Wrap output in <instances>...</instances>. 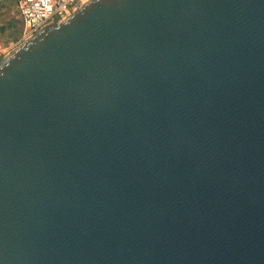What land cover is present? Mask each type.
Returning a JSON list of instances; mask_svg holds the SVG:
<instances>
[{
	"label": "water",
	"instance_id": "obj_1",
	"mask_svg": "<svg viewBox=\"0 0 264 264\" xmlns=\"http://www.w3.org/2000/svg\"><path fill=\"white\" fill-rule=\"evenodd\" d=\"M0 264H264V0H90L4 57Z\"/></svg>",
	"mask_w": 264,
	"mask_h": 264
},
{
	"label": "built area",
	"instance_id": "obj_2",
	"mask_svg": "<svg viewBox=\"0 0 264 264\" xmlns=\"http://www.w3.org/2000/svg\"><path fill=\"white\" fill-rule=\"evenodd\" d=\"M90 0H0V13L12 5L22 24L20 43L50 23L59 24ZM19 43V44H20ZM8 55L0 47V61Z\"/></svg>",
	"mask_w": 264,
	"mask_h": 264
},
{
	"label": "rangeland",
	"instance_id": "obj_3",
	"mask_svg": "<svg viewBox=\"0 0 264 264\" xmlns=\"http://www.w3.org/2000/svg\"><path fill=\"white\" fill-rule=\"evenodd\" d=\"M22 24L14 7L8 5L0 13V47L8 54L20 43Z\"/></svg>",
	"mask_w": 264,
	"mask_h": 264
}]
</instances>
